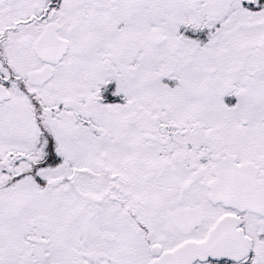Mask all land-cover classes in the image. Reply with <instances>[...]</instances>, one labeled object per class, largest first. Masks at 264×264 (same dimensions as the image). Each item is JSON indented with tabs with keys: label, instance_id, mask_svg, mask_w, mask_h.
<instances>
[{
	"label": "snow or ice",
	"instance_id": "snow-or-ice-1",
	"mask_svg": "<svg viewBox=\"0 0 264 264\" xmlns=\"http://www.w3.org/2000/svg\"><path fill=\"white\" fill-rule=\"evenodd\" d=\"M0 264H264V0H0Z\"/></svg>",
	"mask_w": 264,
	"mask_h": 264
}]
</instances>
